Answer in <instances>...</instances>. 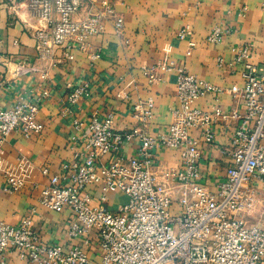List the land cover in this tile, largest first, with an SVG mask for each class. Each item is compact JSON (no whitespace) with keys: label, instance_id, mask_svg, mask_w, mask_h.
I'll use <instances>...</instances> for the list:
<instances>
[{"label":"built area","instance_id":"built-area-1","mask_svg":"<svg viewBox=\"0 0 264 264\" xmlns=\"http://www.w3.org/2000/svg\"><path fill=\"white\" fill-rule=\"evenodd\" d=\"M26 2L38 20L34 38L42 59L53 58L60 49L68 60L74 59L73 50L88 53L90 40L103 34L108 22L119 35L124 31V19L110 0ZM192 34L186 27L179 38ZM225 36L215 26L206 40L220 44ZM233 51L229 67L242 65L241 87H217L175 63L158 67L176 72L179 105L171 110L172 124L157 135L150 132L152 99L132 106L137 125L124 131L116 128L114 113L103 119L98 114L75 118L72 159L56 175L39 168L49 180L40 205L71 215L68 244L44 242L30 216L19 226L0 221V264H10L15 252L24 264H264V197L256 186L264 184V68L252 62V44ZM89 53L93 61L99 58ZM218 64L225 61L219 58ZM155 72H145L149 83L159 79ZM225 93L243 102V112L221 110L218 103ZM90 95L89 85L83 84L70 91L68 103L76 107ZM209 95L215 104L204 111L198 102ZM40 103L0 108V174L8 194L21 192L37 166L25 157L5 162L3 145L12 133L31 139L44 131L37 120ZM232 126L229 143L218 146V132L227 133ZM131 143L137 148L129 158L124 151ZM169 149L180 153L176 167L159 163L160 152ZM205 149H215L229 162L215 190L203 181ZM117 196L127 197L128 204L121 205ZM110 205L117 211H110Z\"/></svg>","mask_w":264,"mask_h":264},{"label":"crops","instance_id":"crops-1","mask_svg":"<svg viewBox=\"0 0 264 264\" xmlns=\"http://www.w3.org/2000/svg\"><path fill=\"white\" fill-rule=\"evenodd\" d=\"M110 1L124 19V31L119 35L113 23H106L104 33L90 40L89 52L99 54L93 61L89 52L79 50L71 51L74 59L68 60L62 49L51 59L40 58L34 38L38 20L28 9L26 0H0V108L9 109L19 102L41 99L37 120L44 126V131L31 139L12 133L3 145L5 162L15 163L25 157L35 163L37 170L16 194L4 191L0 174V221L19 226L30 216L44 242L68 244L71 215L68 211L56 213L40 205L41 190L49 180L39 168L46 167L51 175H56L72 159L75 118L88 120L98 114L103 119L114 113L116 128L124 131L137 125L132 106L152 99L155 107L150 132L157 135L172 124L171 110L179 105L176 72H161L160 65L185 66L198 78L223 89L241 87L242 65L230 68L229 64L234 60L235 48L252 44V62L264 68V0ZM215 26L226 33L220 44L206 40ZM186 27L193 34L181 40L179 32ZM190 43L195 44L194 48ZM219 58L225 61L223 66L218 64ZM153 68L159 79L149 83L145 72ZM83 84L89 85L90 97L76 107L69 105L70 91ZM44 93L48 96L43 97ZM214 104V95L198 102L204 111H210ZM218 104L224 113L244 110L243 102L228 93L220 97ZM234 127L227 133L218 132V146L229 143ZM136 148V143L127 144L126 156L133 157ZM203 155V181L215 190V185L223 181L229 162L215 149H205ZM158 158L163 166L176 167L181 163L176 150L162 151ZM256 186L264 197V184L256 183ZM117 198L120 203L121 197ZM252 223L255 221L251 220ZM10 264L24 263L15 252Z\"/></svg>","mask_w":264,"mask_h":264},{"label":"water","instance_id":"water-1","mask_svg":"<svg viewBox=\"0 0 264 264\" xmlns=\"http://www.w3.org/2000/svg\"><path fill=\"white\" fill-rule=\"evenodd\" d=\"M120 204L123 206L127 205L128 204V198L127 197H121L120 198ZM117 208H118L117 206H114V207L110 208L109 210L110 211H117Z\"/></svg>","mask_w":264,"mask_h":264}]
</instances>
